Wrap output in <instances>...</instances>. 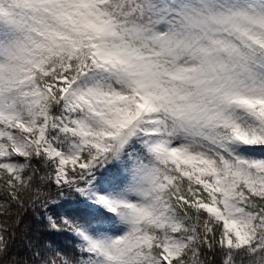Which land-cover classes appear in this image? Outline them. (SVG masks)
<instances>
[{"label": "snow or ice", "instance_id": "6c2138e0", "mask_svg": "<svg viewBox=\"0 0 264 264\" xmlns=\"http://www.w3.org/2000/svg\"><path fill=\"white\" fill-rule=\"evenodd\" d=\"M0 264H264V0H0Z\"/></svg>", "mask_w": 264, "mask_h": 264}, {"label": "trees", "instance_id": "16d2710c", "mask_svg": "<svg viewBox=\"0 0 264 264\" xmlns=\"http://www.w3.org/2000/svg\"><path fill=\"white\" fill-rule=\"evenodd\" d=\"M21 255H23V252H21Z\"/></svg>", "mask_w": 264, "mask_h": 264}]
</instances>
